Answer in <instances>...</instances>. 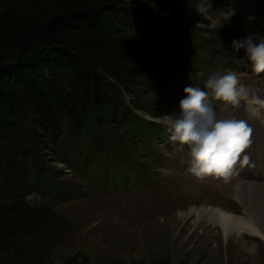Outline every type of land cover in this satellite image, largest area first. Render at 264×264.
<instances>
[{
    "label": "trees",
    "instance_id": "trees-1",
    "mask_svg": "<svg viewBox=\"0 0 264 264\" xmlns=\"http://www.w3.org/2000/svg\"><path fill=\"white\" fill-rule=\"evenodd\" d=\"M8 1L0 10V243L28 233L47 248L66 233L64 222L50 209L17 205L41 197L39 190L65 203L76 188L47 173L31 143L36 138L40 153H55L75 173L89 154H113L115 166L130 169L136 163L129 148L146 132L137 113L149 110L129 97L134 64L154 59L167 71L171 59L175 69L189 72L201 43L175 15L173 0ZM11 171L28 191L7 179ZM11 249L0 246V264H36L21 254L9 263Z\"/></svg>",
    "mask_w": 264,
    "mask_h": 264
},
{
    "label": "rangeland",
    "instance_id": "rangeland-1",
    "mask_svg": "<svg viewBox=\"0 0 264 264\" xmlns=\"http://www.w3.org/2000/svg\"><path fill=\"white\" fill-rule=\"evenodd\" d=\"M232 1L173 0L175 15L191 26L193 37L201 43L192 59L196 69L189 72L175 69L171 59L166 65L167 71L158 69L154 59L144 58L142 63L134 64L135 81L129 97L142 101L149 110L137 113L146 132L139 140L135 136L134 145L129 148V160L136 163L133 167L115 166L113 154H89L81 163L86 164L85 169L75 173L58 163L55 153H40L38 150L42 151L43 145L35 138L31 149L39 153L40 164L58 181L76 188V192L70 200L58 203L44 197L45 191L35 190L41 197L33 195L31 200L19 202L18 208L25 209L27 202L29 206L50 209L64 222L66 233L55 237L47 248L40 237L28 233L0 243L2 247L5 244L13 248L5 256L14 255L9 263L21 254L36 264H264V239L244 234L226 240L219 226L198 221L190 214L192 209L213 208L242 217V210L232 196L233 191L229 192L233 182L224 185L228 180L219 177H215V182L208 179L206 182L186 170L187 146L171 142L170 133L157 119L166 113L178 112L185 86L192 84L209 91L204 88L207 77L229 70L236 72L242 84L264 99L256 91L260 83L264 84V73H253L244 51H240L237 59L231 49L234 39L251 33L264 34V12H246L251 2ZM8 2L0 0V10ZM169 8L165 5L164 10ZM229 9H234L235 14L226 20L224 14ZM249 16L256 19L249 21ZM139 82H144V86L137 85ZM212 106L218 117L230 115L249 124L252 143L246 153L250 157L261 145L257 137L262 136L260 128L264 127L253 115L261 109L264 118V108L242 102L237 108L225 109L214 98ZM113 129L115 136H119L121 131ZM123 136L129 138L125 133ZM17 174L11 171L6 177L14 183L20 180L21 187L28 191ZM136 178L141 179L135 181ZM29 191L32 193L34 189L29 187ZM15 211L11 209L8 215Z\"/></svg>",
    "mask_w": 264,
    "mask_h": 264
},
{
    "label": "clouds",
    "instance_id": "clouds-1",
    "mask_svg": "<svg viewBox=\"0 0 264 264\" xmlns=\"http://www.w3.org/2000/svg\"><path fill=\"white\" fill-rule=\"evenodd\" d=\"M234 14L235 10L229 9L224 18L227 20ZM255 19V16L248 17L249 21ZM231 49L237 59L240 51H244L253 73H264V34L251 33L234 39ZM204 88L209 91L192 84L185 86L179 112L158 116V122L170 133L171 142L187 146L186 170L189 173L198 178L238 176L239 171L250 163L246 149L252 143V129L243 119L230 115L218 117L212 99L222 102L225 109L237 108L242 102L264 108V99L242 84L237 73L231 70L209 75ZM26 199L31 200L32 197Z\"/></svg>",
    "mask_w": 264,
    "mask_h": 264
},
{
    "label": "bare ground",
    "instance_id": "bare-ground-1",
    "mask_svg": "<svg viewBox=\"0 0 264 264\" xmlns=\"http://www.w3.org/2000/svg\"><path fill=\"white\" fill-rule=\"evenodd\" d=\"M236 1L251 2L249 8H246V12L248 11L253 14H262L264 12V0ZM256 3H259V5L256 6ZM256 91L259 95L264 96V84L260 83V85L257 86ZM251 114L253 115L254 113L252 112ZM253 117L260 119L259 124L262 126L264 125V118L261 117V109L257 114H254ZM253 124L258 126L257 123ZM260 129H262V131H260L262 136L257 137V141L258 144L264 146V127H261ZM261 145L258 148L256 147L257 150L250 155L249 166H246L239 171L238 176L240 177L232 175L230 180L226 179L228 181L223 182L224 185L229 184V182H233L230 185L231 187L229 192L233 191L232 196L241 207L242 217H235L227 212L213 208L190 210V214L196 216L198 221L219 226L226 240L230 237L238 238L244 234L264 239V147H261ZM203 179L206 182H208L207 179L215 182V176H206ZM208 185L210 186V184Z\"/></svg>",
    "mask_w": 264,
    "mask_h": 264
}]
</instances>
